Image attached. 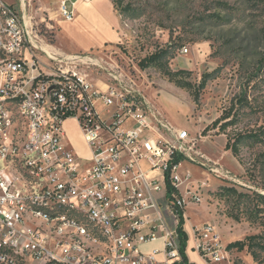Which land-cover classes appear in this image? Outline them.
Wrapping results in <instances>:
<instances>
[{"label": "built area", "instance_id": "obj_1", "mask_svg": "<svg viewBox=\"0 0 264 264\" xmlns=\"http://www.w3.org/2000/svg\"><path fill=\"white\" fill-rule=\"evenodd\" d=\"M77 1L91 0H61L59 15L72 20ZM25 6L0 1V264H194L188 250L203 264L225 260L211 224L186 227L200 194L181 163L206 161L195 137L134 77L88 54L53 51L29 75ZM82 65L106 75L94 80ZM69 118L87 156L66 141Z\"/></svg>", "mask_w": 264, "mask_h": 264}, {"label": "rangeland", "instance_id": "obj_2", "mask_svg": "<svg viewBox=\"0 0 264 264\" xmlns=\"http://www.w3.org/2000/svg\"><path fill=\"white\" fill-rule=\"evenodd\" d=\"M112 1L121 18V40L99 51L75 54H88L108 69L130 74L173 126L185 128L195 137L196 148L206 161L205 166L185 160L181 163V171L191 173L200 194V200L185 209L186 227L209 223L226 246L256 236L252 247L256 258L247 247H226L227 258L217 264H264V0ZM25 3L33 45L32 57L27 55L28 63H34L30 75L50 66L48 54L53 53L50 45L58 29L56 18L62 16L57 11L58 16L48 20L38 0ZM125 5L140 15L122 16L120 10ZM159 48H168V68L183 70L189 89L176 86L156 67L138 66L141 58ZM79 68L94 80L106 75L98 67ZM204 76L208 78L199 88ZM64 128L70 146L87 156L75 120L66 119ZM238 135L244 142L233 155L225 144L228 139L233 143ZM142 166L146 169L144 162ZM158 176L153 173L148 178ZM226 187L242 195L227 192ZM188 257L195 259L193 252H188ZM196 264L201 263L197 260Z\"/></svg>", "mask_w": 264, "mask_h": 264}, {"label": "crops", "instance_id": "obj_3", "mask_svg": "<svg viewBox=\"0 0 264 264\" xmlns=\"http://www.w3.org/2000/svg\"><path fill=\"white\" fill-rule=\"evenodd\" d=\"M0 1L19 6V0ZM60 1L38 0L39 8L47 11L48 20H51L50 18L55 19L58 16L56 12ZM53 5L57 7H53ZM56 19L58 29L55 33V42L50 45V48L59 54L68 53L72 55L91 50L99 51L103 48L112 47L122 38L121 18L116 12L112 0L77 1L73 5L72 20L68 21L63 17H57ZM58 41H62V44H58ZM63 46H66V48H63ZM187 230L189 229L187 228ZM188 252L194 253L195 259L190 258L194 264L197 260L203 264L195 251L188 250Z\"/></svg>", "mask_w": 264, "mask_h": 264}, {"label": "trees", "instance_id": "obj_4", "mask_svg": "<svg viewBox=\"0 0 264 264\" xmlns=\"http://www.w3.org/2000/svg\"><path fill=\"white\" fill-rule=\"evenodd\" d=\"M120 14L122 16H127L129 18H136L140 15V12L129 8L127 5H125L121 10H120ZM171 55H169V50L168 48H159L157 50H155L154 52L144 56L143 58H141L138 61V66L141 69H145L148 67H156L157 69H159V71L168 78L169 81L173 82L176 86L181 87V88H187L189 89L191 87L190 83L188 81H186L185 79H183L182 75L184 74L183 70H175L172 71L168 68V58H170ZM211 74L207 75L210 76ZM207 76H204L199 88L203 87L204 82L207 80ZM195 99H196V95H195ZM229 114L226 115V117H228ZM217 122V121H216ZM231 123V121L226 122L221 124L220 128L224 129L227 125H229ZM241 135H238L236 137V139L233 141V143H230V139L227 140L226 144H225V149L228 150L230 149L233 153V155H237L238 154V150H239V145L243 144V138L244 137H239ZM227 192H231L233 194H237L238 196H241L242 193L237 192L235 188L233 187H226L225 189ZM181 235L183 236V239H186V233H184V231H180ZM256 236L255 235H250V236H246L244 239H239V240H235L232 242H229L227 244V248L228 249H232L235 248L237 250H242L245 247H247V249L250 251L251 255L256 258V253L253 250V240ZM184 244V243H183Z\"/></svg>", "mask_w": 264, "mask_h": 264}, {"label": "bare ground", "instance_id": "obj_5", "mask_svg": "<svg viewBox=\"0 0 264 264\" xmlns=\"http://www.w3.org/2000/svg\"><path fill=\"white\" fill-rule=\"evenodd\" d=\"M40 47V46H39Z\"/></svg>", "mask_w": 264, "mask_h": 264}]
</instances>
